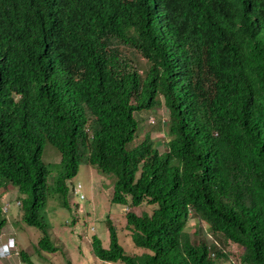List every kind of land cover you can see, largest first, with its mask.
Returning <instances> with one entry per match:
<instances>
[{"label":"trees","instance_id":"16d2710c","mask_svg":"<svg viewBox=\"0 0 264 264\" xmlns=\"http://www.w3.org/2000/svg\"><path fill=\"white\" fill-rule=\"evenodd\" d=\"M162 105L161 152L136 112ZM46 141L61 153L64 206L80 161L114 177L113 202L155 205L126 212L147 251L127 253L109 219V247L92 241L100 259L264 264V0H0V234L14 185L39 246L56 251ZM192 217L220 247L192 240Z\"/></svg>","mask_w":264,"mask_h":264},{"label":"rangeland","instance_id":"374dc122","mask_svg":"<svg viewBox=\"0 0 264 264\" xmlns=\"http://www.w3.org/2000/svg\"><path fill=\"white\" fill-rule=\"evenodd\" d=\"M141 64L145 63V58L138 55ZM137 117H141L142 125L141 137L151 131L154 140L157 141L160 151H164L163 122L169 113L164 105L145 109L136 112ZM166 128V125H165ZM45 164L51 169L45 191L47 204L42 210L43 223L46 233L49 235L52 244L58 250L52 251L42 249L39 240L43 232L26 223L23 219L24 207L17 202H23L25 195L20 193L18 188L10 185L3 190L2 202H9L7 213H4L6 223L0 234V244H6L9 237H14L15 248L12 257L9 256L0 264H26L21 258V251L27 252L36 264H123L122 262H111L100 259L93 248V238L99 237L104 247H109L110 235L108 220L111 219L118 233L119 242L129 254H141L147 251L138 247L133 242L127 228L126 212L128 209L137 214L151 213L155 205L143 203L135 207L128 204L115 203L112 201L114 177L102 173L95 166L80 161L76 175L68 180L69 192L67 194L68 205L62 204V198L53 193V185L58 168L61 162L60 151L49 141L45 142L42 156ZM81 185L80 192H74V187ZM84 195L81 198V195ZM208 224L203 220L190 218L187 230L190 232L192 240L207 241L210 245L217 244V241L207 230ZM225 249L230 252L235 259L241 254L243 248L234 243H226Z\"/></svg>","mask_w":264,"mask_h":264},{"label":"built area","instance_id":"2783aa9c","mask_svg":"<svg viewBox=\"0 0 264 264\" xmlns=\"http://www.w3.org/2000/svg\"><path fill=\"white\" fill-rule=\"evenodd\" d=\"M81 185H77L75 187V192H80ZM84 195H81V198H83ZM20 202H18L19 204ZM9 203H6L4 206V210L6 211L9 208ZM15 245V240L14 238H10L8 244L1 245L0 246V260H3L4 258L8 257L11 254V247ZM214 255V254H213Z\"/></svg>","mask_w":264,"mask_h":264},{"label":"clouds","instance_id":"9594fccd","mask_svg":"<svg viewBox=\"0 0 264 264\" xmlns=\"http://www.w3.org/2000/svg\"><path fill=\"white\" fill-rule=\"evenodd\" d=\"M76 187H77V186H76ZM74 192H75V187H74ZM18 202H20V201H18ZM18 202H17V204H18ZM6 203H9V202H4V203L2 202V211H3V214H4V213H7V212H8V209H9V208H8L6 211L4 210V206H5ZM9 204H10V203H9ZM21 204L23 205V202H20L18 205H21ZM9 206H10V205H9ZM10 238H14V237H9V238H8V242H9V239H10ZM14 240H15V238H14ZM8 242H7L6 244H8ZM1 245H5V244H0V246H1ZM15 245H16V241H15ZM15 245L11 247V254L9 255V256H11V257H12V251H13V248H15ZM9 256H8V257H9ZM8 257H6V258H4L3 260H0V261L3 262V261L6 260Z\"/></svg>","mask_w":264,"mask_h":264}]
</instances>
